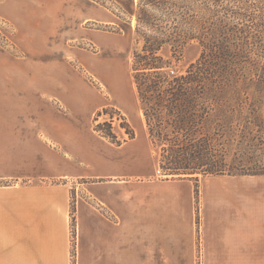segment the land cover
I'll list each match as a JSON object with an SVG mask.
<instances>
[{"label":"crops","instance_id":"1","mask_svg":"<svg viewBox=\"0 0 264 264\" xmlns=\"http://www.w3.org/2000/svg\"><path fill=\"white\" fill-rule=\"evenodd\" d=\"M4 90L35 87L21 90L19 72L0 71V264H264V175L200 178L197 221L190 178L115 179L126 173L103 154L93 126L20 119L19 104L1 101ZM82 173L97 180L74 188L65 180Z\"/></svg>","mask_w":264,"mask_h":264},{"label":"rangeland","instance_id":"2","mask_svg":"<svg viewBox=\"0 0 264 264\" xmlns=\"http://www.w3.org/2000/svg\"><path fill=\"white\" fill-rule=\"evenodd\" d=\"M137 1L0 0V71L19 72L21 90L28 85L35 87L33 92L18 96L4 90L1 101L19 104L20 119L39 122L59 117L78 118L93 129L97 122L110 123L115 138L121 144L127 141L122 146L97 131L98 135L91 133L103 154L112 159L115 171L126 173L125 176L117 175L115 179H176L178 177L163 175L159 167L158 148L148 140L132 80L131 54L133 49L140 47L133 32L136 19L131 16ZM198 53L196 44H188L180 60H169L170 68L175 73H183ZM259 64L264 65V58L259 60ZM28 72L34 77L27 79ZM229 87L231 91H240L235 93L240 94L241 101L231 100L225 104L226 114L232 119L215 127L222 135L214 140L211 154L217 164L226 169L242 166L243 169L264 170V143L260 148L253 144L258 140L264 142V130L252 125L248 128L241 119L243 116L251 117L249 112L252 108L264 114V74L237 72ZM124 92L125 97L121 96ZM125 121L134 131L132 138L127 134ZM103 128L109 129L107 125ZM204 129L202 132L209 134V130ZM249 136L253 137L249 139ZM34 145L37 170L44 156L42 137L37 136ZM243 153L261 161H236L235 158ZM69 158L74 159L71 155ZM79 161L80 167L86 169V161ZM71 173L75 174V171ZM82 174L65 180L73 188L77 184L84 186L97 180ZM205 176L208 175L198 174V185L200 178ZM181 178H190L195 189L193 178ZM198 185L195 214L199 219ZM75 198L72 190L71 215L75 209Z\"/></svg>","mask_w":264,"mask_h":264},{"label":"trees","instance_id":"3","mask_svg":"<svg viewBox=\"0 0 264 264\" xmlns=\"http://www.w3.org/2000/svg\"><path fill=\"white\" fill-rule=\"evenodd\" d=\"M131 16L140 43L131 54L132 80L163 175L191 177L195 191L198 174L264 175L262 169H226L211 154L214 140L222 135L215 127L232 119L225 104L241 101L235 93L240 91H231L230 80L237 72L264 74V65L259 64L264 58V0H138ZM190 43L199 47L198 56L183 73H175L169 60H180ZM249 113L250 118H241L245 126L264 130V114L253 108ZM124 125L132 138L133 129L126 121ZM204 128L209 134L202 132ZM94 130L121 144L110 123L97 122ZM262 143L253 144L260 148ZM248 159L261 161L244 153L235 158Z\"/></svg>","mask_w":264,"mask_h":264}]
</instances>
